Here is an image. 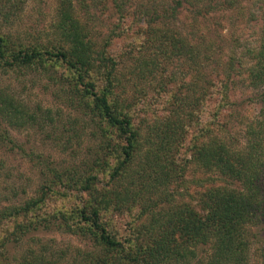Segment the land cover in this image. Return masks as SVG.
<instances>
[{
  "label": "trees",
  "instance_id": "trees-1",
  "mask_svg": "<svg viewBox=\"0 0 264 264\" xmlns=\"http://www.w3.org/2000/svg\"><path fill=\"white\" fill-rule=\"evenodd\" d=\"M183 1L198 3L196 13L203 17L234 4L233 0H174L175 6L164 11L168 10L170 17ZM262 22L259 45L245 51L250 59L245 70L248 86L261 90L258 101L262 105L257 118L245 127L244 147L232 146L211 128L224 131L221 112L234 105L228 101L229 83L241 67H234L230 57L224 63L225 77L202 86L194 104L189 97L169 95L168 100L178 108L156 126V142L146 138L150 148L143 154L145 161L138 158L143 141L132 117L135 105L117 90L123 80L111 59L107 64L103 58L93 57L70 5L58 17L60 44L54 50L27 48L0 35V68L37 65L47 72L63 67L67 71L65 77L61 75L64 82L76 92L73 105L101 136L99 149L82 174L52 171L51 180L39 187L36 196L0 210V264H189L195 256L193 248L207 242L212 253L206 264H247L249 229L261 226L264 230V8ZM151 24L144 32L142 47H150V55H144L139 63L144 76L140 79H147L149 71L152 78L158 73L171 84V66L181 59L193 64L198 48L178 33ZM137 95H141L139 90ZM211 102L217 107L206 115ZM0 119L15 128L27 125L34 116L15 96L0 89ZM181 151L183 160L178 161ZM190 164L206 176L200 180L203 190L196 206L179 203L174 198L181 195L171 194L169 188L184 184L183 175ZM58 189L66 198L69 192H76V199L52 206L49 200ZM122 215H129L127 234L115 226L116 216ZM138 221L143 223L136 225ZM41 227L79 237L89 248H76L69 257L45 247L39 251L30 248L12 263L7 246Z\"/></svg>",
  "mask_w": 264,
  "mask_h": 264
},
{
  "label": "rangeland",
  "instance_id": "rangeland-1",
  "mask_svg": "<svg viewBox=\"0 0 264 264\" xmlns=\"http://www.w3.org/2000/svg\"><path fill=\"white\" fill-rule=\"evenodd\" d=\"M173 1L0 0V35L8 42L27 48L54 50L60 44L56 31L58 17L66 5H70L72 15L80 21L86 40L90 42L93 57L96 60L101 57L107 64L112 60L123 80L117 90L123 98L132 99L129 104L133 102L135 105L132 117L143 141L139 147L140 161H145L143 154L150 148V141L146 142V138L156 142V126L169 119L173 110L178 108L177 104L173 105L174 101L168 100L169 95L175 93L178 98L189 97L194 104L201 95L202 86L225 77L224 63L233 57L234 67H241L240 73L235 72L229 83L228 101L234 105L221 112L224 131L211 128L215 135L242 149L245 127L257 118L262 105L258 101L261 90L248 86L245 70L250 59L245 51L257 48L260 43L264 0H233L231 8L210 12L205 17L196 13L198 3L183 1L180 7H176L178 12L174 11L169 17V11L164 9L175 6ZM150 23L152 28L178 33L198 48L193 64L187 65L188 62L181 59L178 65L171 66V72L168 71L174 78L171 84H167L158 73L152 78L154 76L148 75L149 71L145 74L147 79H140L143 65L139 63L144 55H150V47H142L144 32L150 29ZM61 75L65 77L67 71L59 66L47 72L37 65L0 68V89L15 96L34 116L27 125L15 128L0 119V210L36 196L39 187L51 180L52 171L82 174L99 149L100 131L73 105L76 92ZM138 90L141 95H137ZM215 108L214 102L209 103L206 115L212 114ZM182 152L178 161L183 160ZM133 169L137 172L139 168L135 166ZM205 178L204 173L190 164L183 175L184 184H171L170 192L181 195L174 198L179 203L196 206L203 190L200 180ZM59 190L62 189L53 191L56 194L49 200L52 206L71 203L73 196L77 195L69 192L66 198ZM128 216H116L115 226L122 234L130 230ZM141 223L143 221H138L136 225ZM263 233L261 226L249 229L247 264H264ZM41 247L62 251L69 257L76 248L85 250L89 244L79 237L41 227L17 244L7 246V251L14 263L26 255L27 249L39 251ZM193 250L195 256L189 264H206L212 253L211 243L199 244Z\"/></svg>",
  "mask_w": 264,
  "mask_h": 264
}]
</instances>
